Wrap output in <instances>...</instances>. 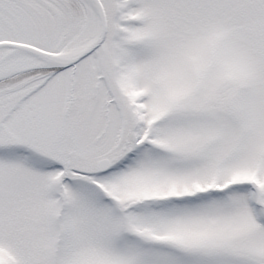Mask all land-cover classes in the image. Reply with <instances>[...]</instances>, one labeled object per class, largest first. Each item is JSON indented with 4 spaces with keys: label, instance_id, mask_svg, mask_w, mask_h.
Masks as SVG:
<instances>
[{
    "label": "snow or ice",
    "instance_id": "1",
    "mask_svg": "<svg viewBox=\"0 0 264 264\" xmlns=\"http://www.w3.org/2000/svg\"><path fill=\"white\" fill-rule=\"evenodd\" d=\"M0 264H264V0H0Z\"/></svg>",
    "mask_w": 264,
    "mask_h": 264
}]
</instances>
